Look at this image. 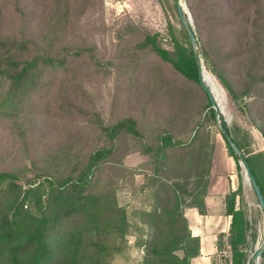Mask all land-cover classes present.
Instances as JSON below:
<instances>
[{
    "label": "rangeland",
    "instance_id": "374dc122",
    "mask_svg": "<svg viewBox=\"0 0 264 264\" xmlns=\"http://www.w3.org/2000/svg\"><path fill=\"white\" fill-rule=\"evenodd\" d=\"M183 1L198 42L195 53L221 93L220 121L264 185V0ZM145 35L156 36L172 56L177 44L190 49L177 0H0L2 61L10 57L22 63L14 74L23 62L40 59L21 87L8 76L0 78V171L15 175L25 189L27 180L41 186L24 208L35 220L63 213L55 195L66 183L65 196H71L64 208L73 212L51 223L46 235L59 264H187V232L177 213L205 185L208 194L211 181L232 176L245 220L239 246L243 264H264L263 256L253 262L264 247V212L243 160L238 167L233 158L230 167L227 144L205 108L209 99L202 85L138 49ZM12 40L26 47L17 45L7 53L9 47L1 42ZM212 69L225 75L234 94ZM203 83L208 85L204 75ZM97 113L106 124L134 118L142 137L120 136L113 157L91 176L79 198L71 184L105 144L94 122ZM159 134L171 135L184 147L175 148L171 160L165 156L159 186L146 188L152 167L142 149ZM119 209L126 212V228ZM35 220L25 221L14 245L27 239ZM229 236L217 242L227 261L232 258ZM160 252L167 255L158 257ZM35 253L31 246L19 256L20 263L29 264ZM0 264H11L5 250Z\"/></svg>",
    "mask_w": 264,
    "mask_h": 264
},
{
    "label": "trees",
    "instance_id": "16d2710c",
    "mask_svg": "<svg viewBox=\"0 0 264 264\" xmlns=\"http://www.w3.org/2000/svg\"><path fill=\"white\" fill-rule=\"evenodd\" d=\"M1 43L2 47L4 48L9 47L6 50L7 53L12 51V47L17 45L26 47V42L16 43L12 40L11 42L8 41L6 44H4L3 42ZM137 48L142 51H149L150 53L154 54L155 57H157L159 60L170 64L173 69L177 73L182 75L184 78H186V80L195 81L196 83L202 85L199 77L200 62L198 59V55L193 50L191 41L190 49H187L186 47L177 44L175 48V56H172L173 54H171L166 49H163L158 44L156 36L145 35L143 41L138 45ZM78 55H80V53H78ZM204 55L206 58H208L207 53L204 52ZM6 60H8L6 63L8 65H6L0 58V78L2 76H8L11 78L15 85L21 87V85L27 82L30 78V73L39 66L38 64L40 59L34 58L32 60H27L23 62L24 67L14 74L12 73L15 72L18 66L22 63L13 60L10 57H7ZM43 62L48 65L55 66L54 60L51 58H44ZM212 71L220 80L222 85L231 94H234L225 75L217 71L216 69H212ZM261 81H264V76L261 77ZM234 98L237 97L234 96ZM205 108L206 110H208L207 112L210 115L209 117L211 119H215L214 109L211 105L210 100L209 103L205 106ZM94 122L96 124L97 129L100 131V140L104 141L105 144L98 146L95 151L88 157L87 163L84 167V171L79 175L77 182H72L71 184L72 191L74 193H78L79 198L83 197V192L89 185L91 176L96 171L101 169L107 162H109L111 157H113L116 150V141L120 136L131 135L133 137L135 136L136 138L142 137V133L138 128V122L134 118L125 117L106 124L101 114L97 113ZM222 123L229 131L233 140L243 151L242 145L236 140L235 137H233L227 124L224 121ZM262 134L264 136V130L262 131ZM222 137L226 142L225 137L223 135ZM226 144L230 156L233 157L237 163L239 162V160L242 159L243 162L245 161L248 164L251 172L256 177L264 195V185L259 178L255 166L251 163L249 159L245 158L244 156H237L232 151L227 142ZM181 147L184 146L176 145L173 141L172 136L168 134H159L156 137V141L153 145H147L143 147L142 152L148 157V159H150V167H152L150 169L151 174L145 176L148 179V183L145 185L146 188H157V186H159L158 183L162 181V175L164 173V168L162 164L165 156L169 155V159L172 158L171 156L176 155L178 152L175 150L176 152L174 154V149L176 148L180 150ZM239 166L240 165L238 163V167ZM48 183L49 185H53L51 181H48ZM26 184L28 187L25 189L23 185L17 182V178L15 175L0 171V251L5 250L7 252L11 264H21L19 256L28 248L34 246L36 248V253L29 264H59V260H55L52 251L48 246L46 235L53 225L51 223H54L59 219L65 218L66 216L72 214V210L64 208V201H67V198L71 195L65 196L66 183H64L59 189H56L55 195V198L61 199L59 205L61 206V211L63 213H59L58 215L48 213L47 215L42 216L40 219L35 220V217L32 216L31 213H29V211L25 210L24 208L25 206H27L28 208V205L26 204L28 199L38 193V189L41 186L38 185L34 187V183L29 180H27ZM206 195L207 185H205L203 191L193 196V203L190 204V206H192V208H196L201 215L207 214L205 204ZM236 197V192H231L226 197L227 215L232 217L229 244L232 249V264H243L244 254L241 252L239 246L243 241L245 220L243 217L244 213L241 210L236 209ZM47 209L48 207L46 208V210ZM44 213H46V211ZM119 213L121 215V223L126 228V212L123 209H119ZM28 218L37 221L32 223V232L21 245H14L15 242L21 239L19 236L22 234L24 230L23 224ZM176 218L178 220L184 221L185 223L187 235L183 239V242H186V252L187 255H189L187 264H190L191 258H195L200 254V240L199 238L192 236L187 219L185 218L183 211L181 212V210H179V213H177ZM190 243L192 245V251L189 247ZM157 255L158 257L166 256L167 252H160ZM262 256L264 257V253Z\"/></svg>",
    "mask_w": 264,
    "mask_h": 264
},
{
    "label": "crops",
    "instance_id": "0c3cea01",
    "mask_svg": "<svg viewBox=\"0 0 264 264\" xmlns=\"http://www.w3.org/2000/svg\"><path fill=\"white\" fill-rule=\"evenodd\" d=\"M229 159L232 168L233 157ZM215 166L216 164H214V168ZM233 191H235V181L232 180V176L231 180L223 177L220 181H211L208 194L205 197L206 215H201L196 208H192L190 206L191 197L188 198L183 213L192 235L200 240V254L191 258L190 264H223V262L232 264V258L227 257L228 261L222 259L217 242L221 235L224 239L229 236L232 217L227 215L226 197ZM236 209L238 210L237 204Z\"/></svg>",
    "mask_w": 264,
    "mask_h": 264
},
{
    "label": "water",
    "instance_id": "95a60500",
    "mask_svg": "<svg viewBox=\"0 0 264 264\" xmlns=\"http://www.w3.org/2000/svg\"><path fill=\"white\" fill-rule=\"evenodd\" d=\"M180 1L181 0H177V8H178V13H179V16H180V20H181L183 26L185 27V29L187 30V32L189 34V37H190V41H191L192 47H193V50L196 52V49L198 48L197 38H196L195 32H194V30L192 28V24L190 22V19H189V17L186 16V11L182 7V4H181ZM202 73H203V70H202V66L200 65V67H199L200 81H201V84H202L204 90L206 91V93H207V95L209 97V100L211 102V105H212V107L214 109L215 118H216V120L219 123L220 132L225 137L226 142L228 143V145L230 146L232 151L237 156L242 157L243 156V151L240 149V147L237 145V143L233 140V138L230 135L229 131L226 129V127L220 121L221 111H220L217 99H216V97L214 95V92H213L212 88L203 83V74ZM243 163H244V166H245V168L247 170L251 187H252L254 193L256 194L258 204H259L261 210L264 212V195L262 193V190H261V188H260V186L258 184V181H257L256 177L251 172L248 164L245 161ZM263 253H264V247H263V249H261L260 251H258L256 253V255L253 258V262L256 263L258 261V259L263 255Z\"/></svg>",
    "mask_w": 264,
    "mask_h": 264
},
{
    "label": "bare ground",
    "instance_id": "6f19581e",
    "mask_svg": "<svg viewBox=\"0 0 264 264\" xmlns=\"http://www.w3.org/2000/svg\"><path fill=\"white\" fill-rule=\"evenodd\" d=\"M181 4H182V7L185 9L186 11V8H185V4H184V1L181 0L180 1ZM203 70V75H204V78H205V82L208 84L209 87L212 88L213 92H214V95L216 96V99L219 95V90H218V85L216 83V81L213 79V77L211 76V74H209L204 68L202 69ZM221 94V93H220ZM222 97V96H221ZM223 99V98H222ZM219 101V100H218Z\"/></svg>",
    "mask_w": 264,
    "mask_h": 264
}]
</instances>
